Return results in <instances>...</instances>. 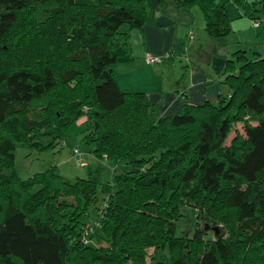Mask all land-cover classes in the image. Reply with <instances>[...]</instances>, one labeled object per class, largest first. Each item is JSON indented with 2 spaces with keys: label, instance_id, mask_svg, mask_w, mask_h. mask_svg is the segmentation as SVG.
<instances>
[{
  "label": "trees",
  "instance_id": "1",
  "mask_svg": "<svg viewBox=\"0 0 264 264\" xmlns=\"http://www.w3.org/2000/svg\"><path fill=\"white\" fill-rule=\"evenodd\" d=\"M174 1L199 6L210 36L231 32L224 3ZM234 1L255 22L264 16V0ZM154 18L147 0H0V57L21 20L61 40L34 61L12 50L16 63L0 69V264H147L150 246L168 250L165 264H264V55L237 51L224 70L231 92L217 102L159 115L116 79L130 51L122 28ZM81 121L90 150L73 153L93 159L79 165L87 177L68 180L56 165L20 177L19 147L58 149ZM238 121L244 133L228 144ZM188 204L205 225L182 232ZM94 230L104 246L84 242ZM208 230L217 237L205 239Z\"/></svg>",
  "mask_w": 264,
  "mask_h": 264
},
{
  "label": "crops",
  "instance_id": "2",
  "mask_svg": "<svg viewBox=\"0 0 264 264\" xmlns=\"http://www.w3.org/2000/svg\"><path fill=\"white\" fill-rule=\"evenodd\" d=\"M147 6L155 11L153 23L135 29L122 28L129 33L130 51L118 61L116 79L120 87L145 92L156 113L162 116L179 112L186 101L217 102L221 94L228 95L231 90L224 83L226 63L235 59L239 50L252 57L247 46L260 39L259 22L255 25L254 20L245 17L244 31H240V36L234 35L226 46V36L205 40L207 31L199 6L184 7L174 0H147ZM190 30L195 31L196 39L188 44ZM147 52L158 56L170 53L171 58L159 65L147 64L143 61Z\"/></svg>",
  "mask_w": 264,
  "mask_h": 264
},
{
  "label": "rangeland",
  "instance_id": "3",
  "mask_svg": "<svg viewBox=\"0 0 264 264\" xmlns=\"http://www.w3.org/2000/svg\"><path fill=\"white\" fill-rule=\"evenodd\" d=\"M247 1L251 4H255L258 8L261 7V0ZM220 2L226 5V9L230 18L231 32L227 34L226 37H223L226 39L225 45L227 46L230 44V40H232L234 35L240 36V31H244V22L248 17L244 19L246 16L243 14V11L234 0H220ZM256 21H258L260 24V28H258L260 39L256 44H250L247 46V49H251L250 53L248 52L249 55L252 56L250 58H254L253 56H258V53L264 55V16H261ZM25 23L27 22L21 20L19 24H17L16 32H13V34H10L4 40V51L0 57V69L10 68L14 65V63H16V61L13 59L12 50L14 51L16 58L20 59L21 61H34L38 57L51 55L47 53V49L51 42H61L60 39H57V35L55 33L50 32V34L46 36L45 39L42 38L43 36L39 34L37 35L36 31L40 30V28L34 19H31L30 23H27L28 25H25ZM208 38H210L211 41L213 38L217 40L219 37H209V34L205 33V40ZM183 46L185 48V44ZM189 56H186L187 59H190ZM186 57L184 58L186 59ZM85 127L87 128V126L83 124V121L73 124L69 129L68 136L64 139L62 147H59L58 149L40 152L28 147H19L16 151V166L20 177L28 178L29 176L48 168L51 165H56L58 172L68 180L74 181L78 177H87V168L77 165L76 158L73 153V149L75 147H80L84 153L90 150V145L84 142V137L86 135V132L84 131ZM243 133V123L241 121L235 122L228 139V144L231 143L233 138L237 137L238 135H242ZM85 159L89 161V163H93L92 161L90 162V160H93L90 156L87 155ZM119 171L120 170H118V172ZM6 172L8 173L9 171L6 170ZM112 174V170L104 165L101 173L102 180L104 182L109 181ZM184 208L186 216L180 218L178 221L180 231L187 232L190 229L194 231L197 227H203V225H205L204 218L199 213V211H196V207L188 204V206H185ZM98 213L99 210L92 208L90 212L91 220H93L92 217ZM217 226H219L218 232H220L221 236H224L225 238L232 237L228 225L219 223ZM207 232L208 233L205 235V239H215L217 237L213 230H208ZM100 234V230H94L92 235L88 236L86 234L87 238H84V242L87 244H92L96 247L104 246L105 241L102 240ZM191 235L192 233H190V236ZM255 255L256 254H253L251 256ZM168 256L169 253L167 249L158 250L155 246H150L147 249L146 261L147 264H165L168 262Z\"/></svg>",
  "mask_w": 264,
  "mask_h": 264
},
{
  "label": "built area",
  "instance_id": "4",
  "mask_svg": "<svg viewBox=\"0 0 264 264\" xmlns=\"http://www.w3.org/2000/svg\"><path fill=\"white\" fill-rule=\"evenodd\" d=\"M255 25H258L257 22H255ZM196 39V33L194 30H190V32L188 33V36H187V40L186 42L187 43H191L193 42L194 40ZM171 57V54L170 53H167L166 55L164 56H158V55H154L150 52H147L145 53L144 55V61L147 63V64H161L163 63L166 59L170 58ZM74 156L76 158V163L77 165H85V161L83 160V157L81 156V152L79 151V149H75L74 150Z\"/></svg>",
  "mask_w": 264,
  "mask_h": 264
},
{
  "label": "water",
  "instance_id": "5",
  "mask_svg": "<svg viewBox=\"0 0 264 264\" xmlns=\"http://www.w3.org/2000/svg\"><path fill=\"white\" fill-rule=\"evenodd\" d=\"M214 229L218 232V227H214Z\"/></svg>",
  "mask_w": 264,
  "mask_h": 264
}]
</instances>
